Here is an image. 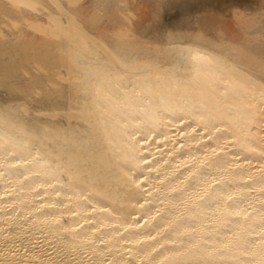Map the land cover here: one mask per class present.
I'll use <instances>...</instances> for the list:
<instances>
[{
    "label": "bare ground",
    "instance_id": "obj_1",
    "mask_svg": "<svg viewBox=\"0 0 264 264\" xmlns=\"http://www.w3.org/2000/svg\"><path fill=\"white\" fill-rule=\"evenodd\" d=\"M0 264H264V0H0Z\"/></svg>",
    "mask_w": 264,
    "mask_h": 264
},
{
    "label": "snow or ice",
    "instance_id": "obj_2",
    "mask_svg": "<svg viewBox=\"0 0 264 264\" xmlns=\"http://www.w3.org/2000/svg\"><path fill=\"white\" fill-rule=\"evenodd\" d=\"M231 199V198H230Z\"/></svg>",
    "mask_w": 264,
    "mask_h": 264
}]
</instances>
